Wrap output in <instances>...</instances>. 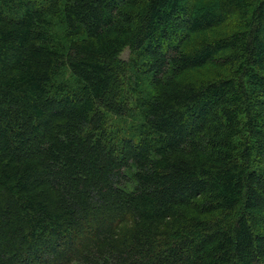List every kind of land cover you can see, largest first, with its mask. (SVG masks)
Masks as SVG:
<instances>
[{"label":"trees","instance_id":"obj_1","mask_svg":"<svg viewBox=\"0 0 264 264\" xmlns=\"http://www.w3.org/2000/svg\"><path fill=\"white\" fill-rule=\"evenodd\" d=\"M0 264H264V0H0Z\"/></svg>","mask_w":264,"mask_h":264},{"label":"rangeland","instance_id":"obj_2","mask_svg":"<svg viewBox=\"0 0 264 264\" xmlns=\"http://www.w3.org/2000/svg\"><path fill=\"white\" fill-rule=\"evenodd\" d=\"M129 55V51L128 49H125L122 54L121 57L126 59L127 56ZM62 78L67 79L69 81H73V78L71 77L70 73L67 70H64L62 72ZM139 121V116L138 114L135 112L131 117L129 118H124V119H113L111 121V128H116V129H121V131H125L127 128L137 124Z\"/></svg>","mask_w":264,"mask_h":264}]
</instances>
